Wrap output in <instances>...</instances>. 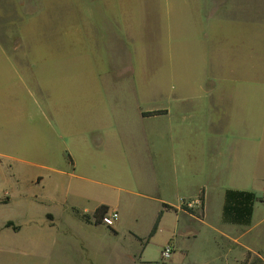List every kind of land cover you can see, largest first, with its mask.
Listing matches in <instances>:
<instances>
[{
	"label": "rangeland",
	"instance_id": "rangeland-1",
	"mask_svg": "<svg viewBox=\"0 0 264 264\" xmlns=\"http://www.w3.org/2000/svg\"><path fill=\"white\" fill-rule=\"evenodd\" d=\"M27 1L28 33L35 36L37 47V28H43L44 22L36 16L31 0ZM43 1L51 10L50 14L45 13L48 19L45 23H62L59 19L65 10L69 13L65 23H83V31L77 37L88 40L91 35V52L82 50L79 44L71 45L70 52L74 57L69 61L65 58L68 50L52 47L43 39L41 47L44 51L40 53L55 59L41 65L34 78L26 74L25 88L11 84L12 91L0 99L4 106L0 107V129L5 127L0 130V264H177L178 260H182L179 264H235L234 259L236 264H243L247 241L245 225H250L254 207L264 203V193L259 195L263 187L256 179L261 171L264 173V130L260 132L258 125L264 105L250 104L251 97L253 100L254 96H261L255 87L243 86L236 93L227 83L244 80L252 84L264 83V74H257L260 61L254 57L250 60L252 73L249 76H233L229 72L244 67L242 54L237 50L243 51L244 31L249 33L250 30L252 52L258 55L259 47L264 46V28L259 29L254 24L250 28L245 27V23H226L230 13L227 12V1L221 0L224 12H219V72L218 76L206 77L207 83L227 84L218 93L223 102L219 122L207 124L220 132L229 128L237 134L236 141L228 147L230 161L216 180H228L233 190L252 187L251 190L256 191L257 194L251 193L254 198L249 221L240 214L244 197L236 203L229 199V205L236 206L238 211L232 213L235 217L230 219L225 203L223 224H220L221 211H217L215 203L210 206L212 214L208 225H204V221L190 226L169 213L162 220L158 233L146 243L160 206L157 196L161 195L174 205H178L184 195L195 196L201 182V176L197 174L201 173L197 172L201 165L197 153L206 147L204 141L195 136L174 138L166 152H154L159 160H172V167L149 171L142 164L151 157L147 153L139 156L136 152L142 143L127 139V146L123 147L120 140L111 137L106 147L90 152L84 148L79 135L89 129V119L98 118L94 101L101 92L99 76L112 68L122 65L123 73L128 75L131 64L135 63L137 85L141 89L169 91L173 84L181 93V90L193 87L191 82L203 74L199 67L207 58L206 54L211 52L210 43L203 39L205 27L195 19L194 1L188 13L190 23H182L181 6L169 11L166 4L157 3V0L156 3L153 0ZM170 14L171 23L167 20ZM211 14L210 11L203 13L204 23L215 22L209 18ZM88 23L103 24L101 31L106 41L102 46L97 45L96 32L93 30V36V28ZM85 29L88 30L86 33ZM38 57L41 58L36 51L32 56L35 63ZM110 77L108 80L105 77L104 82L111 83ZM37 78L42 86L35 85ZM235 97L239 101L236 106L233 104ZM224 110H228V117ZM175 111L180 113L181 106H175ZM251 123L253 130L250 131ZM7 124L10 126L6 127ZM91 124L95 126L94 122ZM245 134L247 139H244ZM146 137L143 133L141 140L146 141ZM67 154L75 158V172L67 162ZM83 177L113 188L100 187ZM206 177L214 179L212 174H206ZM39 178L43 181L38 182ZM138 193L146 194L149 199L139 198ZM97 202L118 207L116 223L121 229L116 236L111 229L102 226L108 234L102 233L96 238L106 246L90 258L84 242L89 235L84 227H89L84 222H81L84 227L80 225L71 207L89 212ZM181 205L195 209L198 215L201 213L198 201H183ZM259 213L260 207H255V216ZM197 220L193 218V221ZM178 221L181 228L175 236ZM188 229L196 231L195 237L182 241L186 239L183 232ZM129 230L142 241L130 236ZM253 235L252 239L258 237ZM179 241L183 252L178 247ZM255 245L260 247L259 237ZM167 247L173 251L171 258L163 256ZM250 259L252 264H259L258 257L250 255L247 261Z\"/></svg>",
	"mask_w": 264,
	"mask_h": 264
},
{
	"label": "crops",
	"instance_id": "crops-1",
	"mask_svg": "<svg viewBox=\"0 0 264 264\" xmlns=\"http://www.w3.org/2000/svg\"><path fill=\"white\" fill-rule=\"evenodd\" d=\"M153 1L156 3V0ZM193 1L195 5L194 12L196 13L195 19L197 23H201L205 27L203 39L208 41V43L211 45V47H209V51L211 49V52H209L208 55L206 54L207 58L203 59L199 67V69L201 68V70H203V74H201L200 78L195 82H191L193 85L190 86L193 87L184 89L185 92L184 90H181V93L173 84L171 90L169 91L156 89L155 92V90H149V87L147 89H141L139 88V85H137L136 77L138 75V68L136 67L135 63L131 64V72L128 74L129 76L123 73L122 65L112 68L107 71L108 73H103L99 76V79L102 81L101 92L97 95L96 101H94L96 102L95 106L97 109L98 105L100 104V109H98V112L96 109L98 118L89 119V129L87 131L85 130L81 135H79V139H81L84 143V148L90 152L98 151L106 147L107 141L111 137L116 139L118 142L120 140L123 147L127 146V139L142 143L136 152L139 156L147 153V155L151 157L148 160L146 159L145 163L142 164L143 167L149 171L166 170L172 167L174 164L172 160H159L157 157L155 158L154 152L157 154L166 152V150H168L167 145L169 146L170 143H173L175 141L174 138L186 139L188 137L195 136L196 139L201 138V141H204L206 147L197 153L199 155L198 163L201 164L197 168V172L199 171L201 173L197 174L201 176V182L196 188L197 192L195 196L188 194L182 196L178 205H174L168 200L163 199L161 195L157 196L158 198L156 200L160 206L157 214L154 216L156 218L152 224L151 231L161 212H163L161 222L166 214L174 213L177 218H180L181 223L184 221L186 224L194 226V224L197 222L204 223L205 221L204 225H208L207 222L208 220H211L212 214L210 206L214 203L218 205L216 206L218 209L217 211H221L220 224H223V208L225 203L227 204L229 201V193L257 194L256 191L251 190V186V188H237L233 190L228 180H216L219 178L218 173L221 170H224L226 163L230 161L231 153L228 147L236 141L237 134L229 128H226L223 132H220L219 130H215L210 124L213 121H216V123L219 122V109L223 108L222 99L218 94L220 89L226 87L228 84V86L233 88V91L237 93V90H240L243 86L249 88L255 87L257 90H259L256 91L260 92L261 96H254L253 100L251 97L249 100L250 104L253 105V103H261L264 105V83L252 84L250 82H246V80H244V82L238 83L233 81L227 84L206 82L207 76H218L219 72L217 69V59L219 56V28L221 22L219 12L222 11L220 6L221 0ZM226 1L227 12L230 13L226 23H245L244 26L250 28H252V25L254 24L257 25L259 29L264 28V0ZM43 2V0H31L30 2L32 5H34L33 7L36 10V16L43 19L44 22L43 28H37L38 43L37 47H35V36L33 37L28 33V14L26 11L28 8V1L0 0V99L3 95H5L6 92L10 93V91H12L11 84H14V87L19 89L25 88L26 74L34 78L35 73L38 72L41 65L46 64L47 61L50 62V60L55 59H52L53 57H50L48 54L44 55L43 53H40L44 51V49L41 47L42 44H44L43 39H45L46 44L52 47L68 50V56L66 55L65 58L69 61L72 57H74V54L70 52L71 45L74 46L75 44H79L81 45L82 50L87 51V49H89L91 52V47L89 46L90 40L93 39L90 37L91 35L89 38L87 36L88 40H79L77 37L78 34L83 31V23H65L69 15L67 10L64 11V15L59 19V21L62 23H45L48 22V19L45 18V13L48 15L50 14L51 10L45 4H43ZM157 3H162L163 5L166 4L169 8V11L181 6L182 11L179 12L181 14L180 19L182 20V23H190V15H188V13L192 8V0H157ZM205 11H210L212 13L209 18L213 19L212 22L215 21L214 23H204L203 13ZM171 16V14L169 16L167 15V20L169 19V23L173 21H171ZM88 24H90L93 28V36V30L96 32L94 39L97 42V45L100 44L102 46L106 41L101 31L103 24ZM87 31L88 30L85 29L84 33ZM249 33L244 31L243 51L237 49L238 53L242 54L241 58L243 60L244 67L237 69L238 71H229L233 76L243 74L249 76L252 73L250 60H252L253 57L260 61V65H258L260 71L257 74H264V46L261 44L258 55H256L257 52L253 53L251 46V35ZM260 43H262L261 40ZM132 46L135 48V43ZM35 50L41 57H38L36 63L35 59L33 60L32 58L36 52ZM114 74H118L117 77H115ZM105 77H107L106 80H108V77L112 78V82L109 84L105 83ZM35 85L37 87L42 86L38 78L37 82H35ZM1 103L2 101L0 102V107H4ZM233 104L235 106L239 105L237 97L234 98ZM35 106L38 108L37 103H35ZM175 106H181L180 113L176 111L174 112ZM8 108L10 109L11 107ZM41 109L43 110V106ZM158 111H164V114L151 117H145L143 115L144 113ZM223 112H225L226 117H228V110H224ZM259 121L260 123L258 125L260 132H262L264 130V114H261ZM92 122H94L95 126L91 124ZM208 122L210 124H207ZM11 124L12 123H10V125ZM10 125L7 124L5 126L9 127ZM252 126L253 124L251 123L249 129L250 131L253 130ZM0 130H5V127ZM143 133L147 134L146 141L141 140ZM260 137H262V134ZM247 138L248 135L245 134L244 139ZM144 142L146 143L145 149L143 148ZM246 142L248 141L246 140ZM124 155L127 157V159H130L125 152ZM67 162L69 163L73 172H75V158L72 155L67 154ZM185 163L188 166V161ZM206 174H212L214 179L208 180ZM83 179L90 183L97 184L100 187L103 185L113 188V186L97 180L85 177H83ZM256 179L263 187L259 192V195H261L264 193L263 171H261L260 176H257ZM39 181H43V179L39 178L38 182ZM185 187L188 188V185ZM137 195L139 198L149 199L146 194L138 193ZM201 196L203 197V207L200 213V219L181 209V203H183V201H191L193 203H196V201L200 202L199 199ZM239 198L240 197L233 196L230 198V200L236 203L237 199ZM164 205L171 207V209L163 208ZM101 206H107L111 211H115L119 215L118 207H113L106 202H97L93 207V210L89 212H80L76 207H71L73 215L77 219L79 218L78 220L80 225L83 226L81 222H84L89 227L87 228L83 226L87 229V231H89V235L86 237L84 242L89 252L90 258L93 256V254H96L97 251L98 253L102 251L101 248L106 246L102 244L101 241H98L96 237H101L102 233L106 235L107 232L102 229V226H104L103 224L98 226L95 225L94 219L91 223H86L81 217L83 215L92 217L96 210ZM255 207H260V213L257 216H255ZM255 207L253 216H251L252 218L250 219V225H245L247 231L244 235L247 241L244 244V252L246 253V256L243 259V264H252V259L247 261V258L250 255H252V257H258L259 264H264V203H259V205H256ZM193 210L196 211L195 209ZM193 218H196L199 221H193ZM180 221L177 222L178 224L176 232L174 233L175 236L178 234L179 228H181ZM111 229L114 231L113 233L116 236L120 234L121 227L118 223H116ZM215 231H218V229L216 228ZM129 233L131 234L130 236H132L135 240H142V238H140L136 233L130 230ZM195 233V230L188 229L187 232H183V235H186V239L181 240H191L195 237ZM253 233L259 237L260 247L259 245H255L258 237L256 239H252ZM228 237L231 240H234L232 235L228 234ZM180 243L181 241H179L178 247L183 252L184 250L180 247ZM181 261L182 260H178L177 264H179ZM233 261L236 264V260L234 259Z\"/></svg>",
	"mask_w": 264,
	"mask_h": 264
},
{
	"label": "trees",
	"instance_id": "trees-1",
	"mask_svg": "<svg viewBox=\"0 0 264 264\" xmlns=\"http://www.w3.org/2000/svg\"><path fill=\"white\" fill-rule=\"evenodd\" d=\"M164 114V111H158V112H151V113H144L143 115L145 117H151V116H156V115H162ZM229 199L232 198L233 196L234 197H244V203H243V207L241 209V216L243 218H248V221H249V218L251 216V213H252V210H251V207H250V204H251V201L253 200V195L252 194H242V193H229ZM200 204H201V210H202V207H203V197L201 196L200 197ZM235 206V205H234ZM163 208L165 209H171V207L167 206V205H164ZM181 209L197 218H201V215H198L197 211H194L192 208H189L185 205H182ZM109 207L107 206H101L99 207L96 212L94 213V215L92 217L88 216V215H83L81 218L83 221H85L86 223H91L92 220L94 219V223L95 225H102V220L104 218V216L109 212ZM226 214L227 215H230L229 218L232 219L233 217H235L234 215H231L232 213H235L236 211H238L237 207H231L229 205V203H227V206H226ZM162 216H163V212H161L154 224V227L151 231V233L149 234L148 236V239H147V242L148 243L158 232V229H159V225H160V222H161V219H162ZM111 229V228H109ZM112 230V229H111ZM114 232V231H113ZM142 241V240H140Z\"/></svg>",
	"mask_w": 264,
	"mask_h": 264
},
{
	"label": "built area",
	"instance_id": "built-area-1",
	"mask_svg": "<svg viewBox=\"0 0 264 264\" xmlns=\"http://www.w3.org/2000/svg\"><path fill=\"white\" fill-rule=\"evenodd\" d=\"M119 219V215L117 212L115 211H109L103 218L102 220V224L107 227V228H113L117 222V220ZM173 255V251L170 247H167L164 251H163V256L165 258H171Z\"/></svg>",
	"mask_w": 264,
	"mask_h": 264
}]
</instances>
